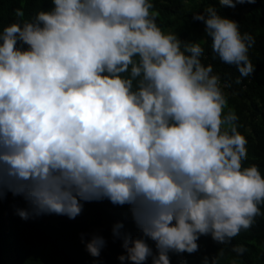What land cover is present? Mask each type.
<instances>
[{"label":"clouds","instance_id":"clouds-1","mask_svg":"<svg viewBox=\"0 0 264 264\" xmlns=\"http://www.w3.org/2000/svg\"><path fill=\"white\" fill-rule=\"evenodd\" d=\"M158 15L152 0H51L0 30V200L21 196L25 220L75 219L104 200L127 206L138 234L113 225L121 264H171L170 253L197 252L200 237L228 244L264 215V177L243 166L248 141L222 90L230 85L201 62L200 43L165 33ZM192 20L214 58L241 77L255 72V38L239 23L212 6ZM81 243L98 258L107 241L81 234Z\"/></svg>","mask_w":264,"mask_h":264},{"label":"trees","instance_id":"trees-1","mask_svg":"<svg viewBox=\"0 0 264 264\" xmlns=\"http://www.w3.org/2000/svg\"><path fill=\"white\" fill-rule=\"evenodd\" d=\"M154 10L159 13L157 24L165 32L177 34L182 40L198 42L204 49L201 62L211 64L213 71L227 83L225 96L228 106L235 109L239 117V131L248 141V158L243 162L259 166L264 177V0L253 4L237 5L236 8L222 7L219 0H152ZM51 0H0V30L11 23L30 20L37 11L47 10ZM215 7L219 14L239 23L240 32L249 33L255 44L249 49V58L255 72L241 77L235 66L224 64L214 58L211 38L201 39L197 32L205 25L193 21L194 13H202ZM16 9L24 17L15 14ZM237 79L240 83H237ZM227 112V108L225 109ZM21 196L7 192L0 200V264H121L118 257L123 254L120 240H113L111 229L122 222V231L137 235L127 206H114L109 201L84 203L82 214L75 219L66 216L42 215L22 219L17 210L27 209ZM264 213V207L261 208ZM81 234L90 239L92 234L102 235L106 247L98 258L92 257L81 243ZM151 243V242H149ZM199 250L193 254L170 253L171 264H264V215L256 217L253 226L232 239L220 244L210 236H202L197 242ZM243 246L246 250L238 254L233 249ZM222 252V255L220 254ZM127 264V262H126ZM148 264H151L149 259Z\"/></svg>","mask_w":264,"mask_h":264},{"label":"rangeland","instance_id":"rangeland-1","mask_svg":"<svg viewBox=\"0 0 264 264\" xmlns=\"http://www.w3.org/2000/svg\"><path fill=\"white\" fill-rule=\"evenodd\" d=\"M200 35H201V37L203 38H205V32H204V29H202V30H200V33H199ZM232 108V107H231ZM227 112H225V114H226Z\"/></svg>","mask_w":264,"mask_h":264}]
</instances>
